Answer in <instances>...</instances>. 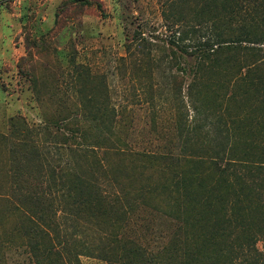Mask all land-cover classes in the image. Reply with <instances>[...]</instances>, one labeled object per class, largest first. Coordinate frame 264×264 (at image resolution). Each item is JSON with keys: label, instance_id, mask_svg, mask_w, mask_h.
<instances>
[{"label": "rangeland", "instance_id": "obj_1", "mask_svg": "<svg viewBox=\"0 0 264 264\" xmlns=\"http://www.w3.org/2000/svg\"><path fill=\"white\" fill-rule=\"evenodd\" d=\"M235 1L0 0V240H22L16 207L45 212L53 198L59 264H184L237 194L257 214L264 44L207 65L187 96L189 38L264 31L261 6ZM228 157L246 167L220 172ZM93 198L94 215L78 202Z\"/></svg>", "mask_w": 264, "mask_h": 264}, {"label": "trees", "instance_id": "obj_2", "mask_svg": "<svg viewBox=\"0 0 264 264\" xmlns=\"http://www.w3.org/2000/svg\"><path fill=\"white\" fill-rule=\"evenodd\" d=\"M233 1L234 6L236 5L234 8L230 5H224L223 7L231 12H236L238 1ZM242 5L245 6L246 4L243 3ZM251 5L253 7L261 6V20L264 25V0H253ZM189 40L193 43V53H196L195 58L198 59L195 69L193 72L191 71L190 83L187 85V96L190 100H194L200 81V73L207 65L215 64L216 66L225 67L232 56L246 55L251 51H257V44H264V31L258 33L245 31L230 34L218 31L214 36L202 42L193 38H189ZM242 61L248 60L243 57ZM251 70L252 67L249 62L242 63V66L237 70V75L242 79H251L253 75V70ZM192 105V108L195 109L194 102H192ZM90 147L93 149L94 145L91 144ZM241 160L240 157L220 159L219 163H216L217 169L220 172L236 167L243 170V167L246 166ZM257 195H259L258 198ZM257 195L255 201L258 212L253 215L244 214L246 209L242 205L245 200L244 195L237 194L233 202L232 200L229 201L234 216L228 218V223H222L221 220L207 232H203L196 237V240H198L197 245L190 253H186L190 264H264V186L263 190L258 192ZM93 200L95 204H84L80 203L79 199V205L82 206L81 210L84 211L83 207L89 206L91 208L90 214H96L102 206L95 198ZM48 201L49 204L45 208V212H40L28 205L24 206L26 209L16 207L27 223L23 226L21 234L18 232L19 237L22 238L18 244H13L9 238L2 237V240H0V253L6 264H59L61 262V251L57 244L61 243V238L64 235L60 234L59 238L56 239L57 243L51 242L48 244L46 242V240H51L50 232L55 230L56 220L61 217L56 214L57 210L61 211V208H57L60 205V200L56 201V199L51 198ZM71 202L73 206L77 205L75 199H71ZM55 234L54 238H57L59 233L55 231ZM257 241L261 242V249L257 247ZM82 244L84 248L89 249L86 242ZM175 249L181 251L179 244H176ZM76 260L80 263L78 256H76ZM188 260L184 264H187Z\"/></svg>", "mask_w": 264, "mask_h": 264}]
</instances>
